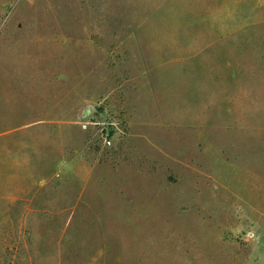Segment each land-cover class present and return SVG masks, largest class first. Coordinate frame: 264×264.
Returning <instances> with one entry per match:
<instances>
[{
	"label": "rangeland",
	"instance_id": "374dc122",
	"mask_svg": "<svg viewBox=\"0 0 264 264\" xmlns=\"http://www.w3.org/2000/svg\"><path fill=\"white\" fill-rule=\"evenodd\" d=\"M0 264H264V0H0Z\"/></svg>",
	"mask_w": 264,
	"mask_h": 264
}]
</instances>
